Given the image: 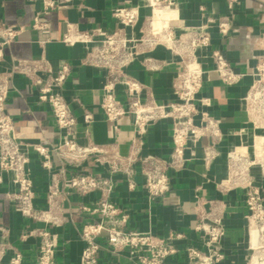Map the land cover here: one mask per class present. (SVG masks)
Masks as SVG:
<instances>
[{
	"label": "built area",
	"instance_id": "2783aa9c",
	"mask_svg": "<svg viewBox=\"0 0 264 264\" xmlns=\"http://www.w3.org/2000/svg\"><path fill=\"white\" fill-rule=\"evenodd\" d=\"M31 1L39 2L30 28L37 34L35 42L41 52L36 57L11 58L8 68L0 70V182L4 174L12 186L6 197L16 212L44 224L20 235L21 238L35 236V264H58L55 260L58 235L54 228L62 221L60 196L70 192L97 194L91 204L78 207L85 218L79 229L83 245L78 264H97L100 237H104L113 252L127 250L131 264H163L176 252L174 245L163 242L149 230L127 229L128 213L111 199V194L115 175L133 188L134 178L139 174L148 199L161 198L170 189L172 173L197 158L207 168L220 156L218 144L223 139L220 119L207 109L212 102L210 97L200 94L206 72L226 86L249 78L240 96L245 124L233 133L243 135L249 126L251 141H240L226 150V174L216 181V186L221 192L235 188L243 191L245 264H264V201L257 184V179L264 181V51L255 56L247 70H239L211 43L213 30L220 36L231 32L242 0H225L223 13L209 12L200 4V20L192 24L180 18L179 0H138L136 4L114 5L110 9L116 22L113 29L102 25L80 28L76 22L65 19L58 40L66 46L80 48L76 64L63 58L52 60L44 53L52 40L50 12L66 8L72 0ZM24 28L20 24L0 22V59L3 46L14 41ZM259 45L264 48V31L259 36ZM157 48L165 50L170 58H156L153 52ZM203 57L210 59L209 69L203 67ZM135 62L148 74L161 71L168 62L178 63L171 83L172 97L157 100L149 86L129 72ZM76 67L91 68L102 74L97 108L108 124L107 142H96L90 135L95 110L77 93H65L66 80ZM15 74L26 78L35 89L38 102L49 108L59 130L53 145L23 142L15 136L14 120L5 108ZM75 108L80 109V122ZM163 120L170 124L168 155L141 152L149 127ZM124 124L130 136L127 154L119 152L115 140ZM30 152H35L39 165L49 175L44 207L34 204ZM87 159L93 162L94 170L81 168ZM196 202L203 208L194 225L201 246L184 247L186 263L219 264L224 259L225 227L217 201H202L199 197ZM7 231L8 227L0 223V253L8 247L4 241ZM182 236L176 232L169 238ZM9 264H23L19 251L12 252Z\"/></svg>",
	"mask_w": 264,
	"mask_h": 264
},
{
	"label": "crops",
	"instance_id": "0c3cea01",
	"mask_svg": "<svg viewBox=\"0 0 264 264\" xmlns=\"http://www.w3.org/2000/svg\"><path fill=\"white\" fill-rule=\"evenodd\" d=\"M138 0H72L69 6L50 12L52 37L44 50L45 55L54 60L63 58L76 64L81 54L78 46H66L58 40L65 19L76 22L80 28L102 25L113 29L116 22L110 15V9L117 4H136ZM180 18L186 24L200 20L198 6L203 4L207 11L223 13L225 0H179ZM39 9L38 1L31 0H0V22L5 24L23 25L24 31L11 43L3 46L0 70L8 68L11 58H30L40 54L41 49L35 42L36 32L30 28L33 15ZM145 10H142L144 13ZM264 31V0H242L232 23V30L227 36H220L216 31L211 33V43L220 49L229 62L239 70H247L262 51L259 36ZM153 55L159 59L170 58L161 48L154 50ZM205 69L211 67L207 57L201 59ZM179 67L176 62H168L156 73H146L138 62L132 64L129 72L149 86L151 94L159 101L172 97V78ZM249 78H244L235 85L226 86L206 72L200 94L211 99L209 112L220 119L223 139L218 144L220 156L209 167L203 166L199 158L187 166L171 174L170 189L161 198L148 199L139 174L134 178L133 188L127 181L115 175V187L111 199L128 213L125 227L136 231H150L163 242L175 246L176 252L166 258L163 264H187L184 247L188 244L201 246L199 235L194 231V225L202 215V206L197 198L217 201L219 213L222 216L225 235L222 240L224 259L219 264H245L246 262V209L243 204V191L239 188L221 192L216 181L226 174V150L240 141H251V129L246 133H233L242 126L245 114L242 110L240 96L246 89ZM102 74L86 67H76L65 83V93H77L81 100L95 110L94 120L90 126V135L94 141L103 143L109 140L108 124L97 108L99 87ZM11 90L5 103L7 112L14 120V131L17 139L23 142L40 143L50 146L58 140L59 130L50 114L49 108L38 102L35 89L22 75L15 74L11 81ZM74 113L80 122V109ZM78 130L81 125L78 123ZM117 147L121 154H127L130 144L129 129L124 124L116 137ZM170 124L163 120L152 124L145 137L141 152L167 156L170 150ZM35 190L34 204L44 207L45 194L49 175L38 162L35 152H30V163ZM81 168L94 170L90 159L81 163ZM0 182V223L8 227L4 241L8 247L0 253V264H9V258L14 250L21 253L23 264H35L36 238L28 235L21 238L24 230L42 227V222L29 220L14 210L6 197V192L12 189L6 176L2 174ZM264 201V181L257 179ZM96 193L79 195L76 192L61 194L60 211L61 224L54 228L58 235V245L55 260L58 264H78L82 248L79 229L85 218L79 213L80 204H91ZM206 207V206H205ZM180 232L181 238H169L171 234ZM100 248L97 252V264H131L127 250L113 252L99 238Z\"/></svg>",
	"mask_w": 264,
	"mask_h": 264
}]
</instances>
